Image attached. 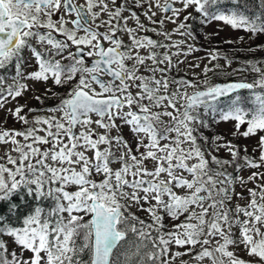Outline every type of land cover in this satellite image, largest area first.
Wrapping results in <instances>:
<instances>
[{
  "label": "snow or ice",
  "instance_id": "6c2138e0",
  "mask_svg": "<svg viewBox=\"0 0 264 264\" xmlns=\"http://www.w3.org/2000/svg\"><path fill=\"white\" fill-rule=\"evenodd\" d=\"M213 22L264 35V0H0V109L27 81L66 89L0 127V264H251L240 248L264 264V183L247 187L264 172L239 174L264 167V59L233 69L251 82L211 83L232 64L216 50L203 79L171 75ZM209 118L256 137L258 159L205 136Z\"/></svg>",
  "mask_w": 264,
  "mask_h": 264
},
{
  "label": "rangeland",
  "instance_id": "374dc122",
  "mask_svg": "<svg viewBox=\"0 0 264 264\" xmlns=\"http://www.w3.org/2000/svg\"><path fill=\"white\" fill-rule=\"evenodd\" d=\"M139 10V9H138ZM159 18V17H157ZM141 20L145 23L148 24V21L144 19V17H141ZM129 25L132 26L133 22L129 21ZM165 27L167 28H171L174 27V25H172L171 23H167L165 25ZM218 33V34H217ZM250 34L246 33L242 30H233L230 27L224 26L222 23H210L208 25H205L203 27H199V30L195 32V38L194 39H187L185 45H183L182 47L186 50L187 46L189 44L193 45L197 50L192 52L191 54H189L187 57L181 55L179 57H174V62L178 59V60H182L184 61V63L180 64L179 67L177 69H174L173 72H176L175 74H172L173 76H176L177 78H179L180 76H184L188 79H193V78H197V79H203V75H202V70L205 64H208V54L209 52L215 50L214 46L217 45L216 41L219 39H225V40H239L240 38H243L241 40H245L248 42H264V35L263 36H256V37H252L251 39H249ZM175 41H179L181 39H185L183 37H180L178 35H174L173 36ZM125 41H127V36H124ZM259 40V41H258ZM219 63L220 65H224L225 61L224 59H219L218 61H212L211 65H209L210 67L212 65H215ZM199 64L200 67L196 68V67H191L190 65H196ZM240 68L239 64L235 61H232V64L230 67H225V68H221V69H216L217 70H222L223 73L227 74V73H232L234 74H238V75H242L244 76V72H235L233 73V69H238ZM26 71H32L34 70V65L33 67H26L25 69ZM208 77L210 78V82L213 83L214 81H212V72H210L208 74ZM224 81V80H223ZM28 85H29V90L27 92L24 93L22 98H18V101L12 100L11 98H9L7 104L5 105L4 109H0V122H4V123H0V127H4V128H8V129H20L22 126L19 123H16L14 121V119L8 114V109H14L15 107H17L18 105H23V104H27L28 107L30 108H40L41 105L40 103L34 99L35 96L37 95H43L45 88L46 87H51L53 91H56L58 93H65L66 89L59 87V86H54L51 84V82L49 81L47 85H45L44 83H34L32 81H27ZM216 83V82H214ZM189 91H191V89H189ZM48 103H44V107H50L53 106L57 101L56 100H48ZM25 111H27V108L25 109ZM233 123L234 122H218L215 123L217 126L216 128L221 132L222 137L225 140H230V141H234L236 145H238L241 149L244 148V146H247V152L249 155H251L252 157L258 159L259 157V151H254V149L257 146V138L256 137H250V138H243V137H234L232 135L233 131H234V127H233ZM244 127L246 126H242L241 131L244 130ZM262 135H264V133H261ZM125 135L128 136V132L127 129H125ZM220 153L223 156H229L228 153L224 150H221ZM241 154L243 155V151H241ZM254 171H260V172H264V167L260 168V169H244L242 172H240L239 174L242 175L245 179ZM258 183H264V181L261 180H257L255 183L249 182L247 187L248 188H256V184ZM236 191L237 192H243L244 195H247V191L246 189L241 188L239 185L236 186ZM257 191H259V189H257ZM241 204H245L246 201H240ZM138 215H141L142 218L146 217L144 216L143 213H138ZM177 223L179 221H176ZM165 224L168 225L167 228H165V231H168L171 229V224L172 221L165 219ZM197 251H199V248L197 247L196 249ZM229 250H233V249H229ZM175 251H180V252H184L185 248H180L177 246H173L172 247V252ZM235 254L242 258L245 261H250L251 264H258V258H253V257H249L246 253V251L243 250V248L237 249L235 250ZM187 260L189 262V264H194V262L191 260L190 255H185L183 257H179L175 260L174 264H180V260ZM204 264H208V261H205Z\"/></svg>",
  "mask_w": 264,
  "mask_h": 264
},
{
  "label": "trees",
  "instance_id": "16d2710c",
  "mask_svg": "<svg viewBox=\"0 0 264 264\" xmlns=\"http://www.w3.org/2000/svg\"><path fill=\"white\" fill-rule=\"evenodd\" d=\"M250 34V33H249ZM263 36V35H260ZM231 41V43H229ZM259 41V40H258ZM217 45L214 46L215 50L221 53L224 56H227L232 61H235L241 67L243 63L247 60H262L264 59V50H257V51H248L249 48H255L257 45H264V42H248L245 40H225L219 39L216 41ZM244 76L232 73H223L222 70H217L215 73L212 72V81L220 82L225 80H247L251 81L255 74L250 72H244ZM213 82V83H214ZM243 94H246L243 93ZM49 101L46 100L45 103ZM209 122L211 123V127L206 129H201L203 134L211 139L213 136H222L221 132L216 128V124L211 122L209 118ZM235 144L234 141H232ZM217 155L224 159H230V156H223L220 152ZM242 155V154H241ZM251 156V155H250ZM229 171H232L230 168Z\"/></svg>",
  "mask_w": 264,
  "mask_h": 264
},
{
  "label": "flooded vegetation",
  "instance_id": "af4514ba",
  "mask_svg": "<svg viewBox=\"0 0 264 264\" xmlns=\"http://www.w3.org/2000/svg\"><path fill=\"white\" fill-rule=\"evenodd\" d=\"M137 11L139 12L140 10L137 9ZM142 17V16H141ZM167 30H171L173 27L171 28H167L165 27ZM148 35L152 36L154 39H160V40H163V37H156L153 33H148ZM173 41H175L174 37H172ZM177 41V40H176ZM173 51H175V49H173ZM35 67V66H34ZM172 74H175V72H172Z\"/></svg>",
  "mask_w": 264,
  "mask_h": 264
},
{
  "label": "water",
  "instance_id": "95a60500",
  "mask_svg": "<svg viewBox=\"0 0 264 264\" xmlns=\"http://www.w3.org/2000/svg\"><path fill=\"white\" fill-rule=\"evenodd\" d=\"M236 81H240V80H227V81H220V82H216V83H221L222 84V83H226V82H236Z\"/></svg>",
  "mask_w": 264,
  "mask_h": 264
}]
</instances>
